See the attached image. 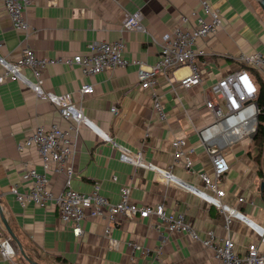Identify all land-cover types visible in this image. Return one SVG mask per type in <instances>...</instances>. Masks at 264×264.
Segmentation results:
<instances>
[{
  "label": "crops",
  "instance_id": "1",
  "mask_svg": "<svg viewBox=\"0 0 264 264\" xmlns=\"http://www.w3.org/2000/svg\"><path fill=\"white\" fill-rule=\"evenodd\" d=\"M206 1L220 13L223 28L197 43L196 47L206 54L198 59L200 86L173 91L179 79L189 74L188 67L156 78L154 91L160 98L166 121L157 119L149 90L140 88L137 67L131 64L91 77L81 75L77 67L48 66L44 89L56 95L70 94L78 102L81 85L94 84V94L84 97L81 109L96 130L80 128L71 160L73 190L87 194L94 185H99L101 195L115 204L120 200V189L129 186L131 202L163 204L168 214L183 213L202 237L210 231L218 238L228 237L235 244V252L244 256L251 244L263 250L248 224L234 220L226 230L224 218L214 206L185 188L166 185L153 171L135 169L120 159V149L141 152L144 161L159 169L172 166L171 172L178 181L192 189L203 188L199 173L215 179L198 137V132L213 121L204 107V95L210 85L241 69L246 70L256 89L260 83L264 84V72L243 67L237 61L240 54H264V10L257 0ZM197 5L195 0H40L26 10L31 28L24 39V33L12 28L0 0V56L15 58L22 48L28 47L40 59L69 58L85 53L91 42L122 40L125 60L154 65L160 59L157 42L171 33L179 17L190 16ZM135 13L141 14V23L148 34L120 32L123 21ZM193 23L190 18V24ZM24 73L33 80L29 70ZM54 124L62 129L68 127V122L50 103L38 99L18 82L0 86V225L13 245L16 263L218 264L211 250L188 236L157 232L155 218L119 219V223L110 225L109 237L118 242L117 249H112L104 236L107 223L101 219L83 221V234L75 237L71 225L62 222L54 203L40 208L33 204L22 207L16 202L9 188L17 185L18 192L27 190V183L21 179L25 170L44 173L37 150L19 151L18 145L36 127L48 129ZM179 139L185 141L183 150L192 162L191 171L182 161L173 159L172 142ZM218 152L229 166L216 180L224 191L222 202L264 229V134L222 147ZM46 176L54 194L62 193L65 177L51 171ZM240 198L243 202L238 201ZM129 243L138 245L140 250L128 246ZM0 264L10 263L0 258Z\"/></svg>",
  "mask_w": 264,
  "mask_h": 264
},
{
  "label": "built area",
  "instance_id": "2",
  "mask_svg": "<svg viewBox=\"0 0 264 264\" xmlns=\"http://www.w3.org/2000/svg\"><path fill=\"white\" fill-rule=\"evenodd\" d=\"M40 0H1L2 6L15 31L24 33L27 39L30 31L25 13L26 10ZM197 7L190 16H181L171 33L165 36L159 44L160 59L154 65H147L138 60L128 62L124 59L125 44L122 40L115 42L94 41L88 44L85 53L76 54L69 58H37L34 51L24 47L15 58L0 56V86L7 82H18L30 89L38 99H43L54 106L61 117L68 122V127L62 129L56 124L48 129L38 126L30 133L26 140L18 145V150L35 148L41 160L43 174L34 169H26L21 179L27 183V190L23 193L17 191V185L9 188L16 202L22 207L33 204L45 208L54 203L59 209V216L64 224L71 225V231L75 237L83 234L81 223L87 219H101L107 223L104 236L108 246L117 249L118 242L109 237L110 225L119 223V219H150L157 220L155 229L169 234H184L192 241L198 242L205 249L214 253L218 264H264V229L248 221L235 208L222 202L224 191L217 185V178L223 176L229 169L225 159L218 149L231 144L251 140L258 127V117L262 110L256 105L257 89L245 69L230 73L213 83L204 95V107L212 114L213 121L210 125L198 132L200 143L205 148L213 167L215 179H210L205 173H199L203 181L201 190L185 187L172 174L169 169L162 170L155 165L146 162L141 152L130 153L121 150V161L132 165L135 169L150 170L158 179L166 185L185 188L201 199L215 207L224 218V228L234 220L243 221L256 233L260 245L251 244L246 254L239 256L235 252L234 242L226 238H218L213 232H207L202 237L186 221L183 213H166L163 204L137 205L130 201V187L120 189V200L111 203L100 193L99 185H94L87 194L73 190L71 179L74 173L71 163L76 152L81 126L95 129L82 112V101L85 96L94 94V84H82L78 90V102H74L70 94L56 95L44 89V72L48 66L64 65L77 67L83 76H94L108 70L122 69L129 64L137 67V78L142 90H149L153 100V111L160 122L166 121V113L159 96L154 91L158 76L168 77L169 73L188 67L189 74L178 81L173 91L181 87L190 89L202 84V75L198 65V59L206 54L203 49L197 48L198 41H204L215 35L223 28V22L218 10L212 8L206 0H195ZM259 1V0H257ZM201 13V15H200ZM190 18L194 23L190 24ZM190 24V25H189ZM121 33L139 32L148 34L141 23V14H130L120 27ZM152 41L155 40L152 38ZM237 61L243 67L253 68L264 72V54L253 53L240 54ZM29 70L33 80L25 76L24 71ZM116 112V111H114ZM96 130V129H95ZM105 141L109 138L101 135ZM185 141L174 140L173 159L182 161L184 167L191 171L192 162L184 154ZM53 165V168H52ZM62 174L65 177L64 189L59 195H55L51 188V182L47 178V172ZM239 202H243L240 198ZM6 231L0 225V258L10 264H18L14 261L15 251ZM163 241V239H162ZM128 246L140 250V247L129 243ZM146 252V250H142Z\"/></svg>",
  "mask_w": 264,
  "mask_h": 264
},
{
  "label": "trees",
  "instance_id": "3",
  "mask_svg": "<svg viewBox=\"0 0 264 264\" xmlns=\"http://www.w3.org/2000/svg\"><path fill=\"white\" fill-rule=\"evenodd\" d=\"M256 105L259 109L262 110V113L258 117L259 120L258 127L253 137H256V135L264 134V84L263 83H260L257 89Z\"/></svg>",
  "mask_w": 264,
  "mask_h": 264
},
{
  "label": "water",
  "instance_id": "4",
  "mask_svg": "<svg viewBox=\"0 0 264 264\" xmlns=\"http://www.w3.org/2000/svg\"><path fill=\"white\" fill-rule=\"evenodd\" d=\"M258 2L260 4L261 8L264 10V0H259ZM7 230L9 231L8 228H7ZM9 233H10V231H9Z\"/></svg>",
  "mask_w": 264,
  "mask_h": 264
},
{
  "label": "bare ground",
  "instance_id": "5",
  "mask_svg": "<svg viewBox=\"0 0 264 264\" xmlns=\"http://www.w3.org/2000/svg\"><path fill=\"white\" fill-rule=\"evenodd\" d=\"M259 121V120H258ZM222 215V214H221ZM210 251V250H209ZM210 252H212V251H210ZM213 253V252H212Z\"/></svg>",
  "mask_w": 264,
  "mask_h": 264
}]
</instances>
